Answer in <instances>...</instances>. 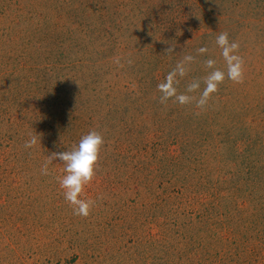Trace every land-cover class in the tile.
Segmentation results:
<instances>
[{
    "label": "rangeland",
    "instance_id": "rangeland-1",
    "mask_svg": "<svg viewBox=\"0 0 264 264\" xmlns=\"http://www.w3.org/2000/svg\"><path fill=\"white\" fill-rule=\"evenodd\" d=\"M107 1L109 0H0V140L8 141L0 144V205L7 206V211L0 209V221L4 220L0 222V264H162L157 258L161 257L160 251L164 249V245L178 242L180 248L189 237V233H183L182 228L171 229V233L167 231V228L161 225L166 221L165 202L145 199L142 189L136 188L135 184L130 185L128 190L116 189L112 195L113 189L106 191L107 185L104 184L103 177L113 167V157H109L113 161H108L106 167L97 165L92 181L82 191L81 198L95 202L89 215L74 216L57 181V177L63 175L62 162L55 160L48 165L49 174H41V161L44 158L39 161V157L44 147L39 142L45 144V140L37 138L40 131L37 128L38 123L42 118L46 120L48 130L46 125L43 127V124H40V127L49 133L46 139H59L65 135V129L62 128L64 124L69 125L75 135L84 130L98 131L100 125L88 126L86 119L89 114L97 113L106 118L101 124L103 127L100 133L108 132V135L103 136L107 140L101 145L99 152L111 156L116 145V134L111 132L109 120L111 121L112 113L109 114L106 103H112V99L117 97V92H133L130 96L133 100L138 99L137 102L135 101L127 114L118 117H124L137 124V131H142L141 135L144 134L146 138L147 155L151 153L150 146L155 140V135L166 133L170 127L179 126L176 133H180L182 129L186 130V134L192 135V132L187 131L196 125H185L184 115L187 111H192L195 105L192 103L181 106L172 100L165 104L159 103L156 85L163 81L183 54L196 57L191 65L192 69H196L195 65H201L206 58L215 59V67L222 65L223 60L219 51H216V35L220 32L230 33L233 28L232 20L237 15L243 20L258 4L262 5L264 0H243L238 10L228 9L226 13L223 7L228 5L229 0H218L214 4L200 7L199 4L197 6L198 0H165L163 3H160L161 0L154 3L151 0H134V7L128 8L123 5L127 0H113L123 6L120 9L111 1ZM112 6L114 8L111 11ZM107 9L109 12L105 11ZM117 13L120 17L114 21ZM107 14L109 22L105 23L106 26L111 27L110 21L113 20L116 25L125 26L126 33L135 29L138 33L147 30L149 39L146 45L152 52L156 48H159L160 52L154 53L152 56L155 61L153 59L152 65H147L146 53L140 56L141 54L136 55L135 51H131V54L125 52L123 42L126 38L119 39L117 56L113 53L109 58H105V67L100 70L104 74L100 78L104 82L102 86L89 84L84 87L79 72L67 59L86 50L84 46L89 44L90 30H101L99 18ZM59 25L61 27H58ZM87 26L90 28H86ZM212 27L213 30L217 27L213 34ZM206 31L209 32L207 41L210 40L211 43L205 47L209 51L204 56H199L195 49L204 45L201 35ZM240 33L248 45L243 52V82H223L224 85L220 86L225 89L219 92L218 89L217 94L211 95L205 108H197L195 114L207 111L206 107H209L210 102L228 99L229 93L234 90L241 91L244 89V83L254 81V78L255 84L249 82L245 89L251 90V93L256 91L254 95L257 98L264 97V86L260 82L261 69L257 67L256 59L257 55H260L261 44L253 45L255 41L250 27L240 29ZM101 35L105 34L102 32ZM105 36L108 40V35ZM240 39L235 38V41L239 43ZM104 40H101L103 44ZM132 46L134 43L131 48ZM96 47L95 43L90 44L87 46V53L92 52V57H95L94 52L101 51ZM169 48H172V52L167 51ZM139 58L146 63L145 66L139 64L132 70L131 60ZM175 59L176 62L173 61ZM159 60L160 64L157 63ZM87 70L88 67L83 66L79 71ZM201 74L206 75L200 70L193 78L190 77L191 79L181 78L177 91L184 92L185 82L194 78L202 79ZM64 79L68 83L67 86L64 85ZM78 86L81 89L78 92L79 99H69L72 95H66L65 91ZM257 86L260 88L255 89ZM198 93L199 90L193 95ZM105 95L109 97L106 99ZM97 96L103 100L101 104ZM126 106L118 110L123 113ZM100 108L103 110L98 111ZM172 110L177 112L171 114ZM38 114L40 118H37ZM76 116L84 118L80 124L75 125L72 119ZM95 116L96 114L93 115L94 121ZM163 125L166 127L162 128ZM217 129L213 127V132L217 133ZM34 130L37 133H34ZM55 131L59 132V135L56 138L50 137ZM46 132L43 133L41 129L43 136L47 135ZM82 135L84 134H80ZM32 136L36 137V144L25 148V142ZM262 136L264 137V133ZM62 138H66V135ZM66 144L69 147L65 150L74 145L69 142ZM174 148L176 147H170L172 150ZM218 150L222 152L221 148ZM30 155L33 157L29 158ZM161 156L162 153L158 151L156 159ZM263 157L264 152L260 155V158ZM220 164L224 162L221 161ZM207 165L215 169L218 164L208 158ZM226 165L231 168L232 161ZM127 166L130 168L131 164L127 163ZM129 168L125 171L133 173V169ZM118 169L124 171L122 167ZM146 174L144 172V175ZM151 185L157 186V181H152ZM165 187L166 185L162 184L157 192ZM164 196L160 195V198ZM133 209L140 215L130 214ZM117 210L121 212L118 213ZM4 212L7 213L6 217ZM120 215H126L129 220L136 221L135 226L125 230L127 226L121 227L122 221L118 219ZM19 217L20 220L16 221ZM24 217L33 221V224H25V228L29 230L17 233V230L23 229L22 223H26L23 221ZM188 219L186 215L177 221L185 223ZM152 222L160 223L161 227H155ZM123 233L125 237L119 238ZM137 237L145 240L160 239V242L156 241V250H149L147 244H137ZM130 240L131 242H127ZM141 250L144 252L138 254Z\"/></svg>",
    "mask_w": 264,
    "mask_h": 264
},
{
    "label": "trees",
    "instance_id": "trees-1",
    "mask_svg": "<svg viewBox=\"0 0 264 264\" xmlns=\"http://www.w3.org/2000/svg\"><path fill=\"white\" fill-rule=\"evenodd\" d=\"M109 1L116 8H123L121 4L115 3L113 0ZM109 1L107 3H110ZM151 1L154 3L156 0ZM163 1L165 0H161L160 3H163ZM216 1L218 0H198L196 2L197 6L199 4L200 7V5L208 6L214 4ZM242 1L229 0L228 3L226 2L228 5L223 7L225 13L228 9L238 10ZM262 3V5L258 4L253 12L250 11L249 15L243 17V20L237 15L232 20L233 28L230 33L228 32V35L230 40L241 38L238 54L243 59V52H245L248 45L247 41L242 39L240 29L244 27L251 28L255 41L253 45L261 44L260 55L258 54L256 59H258V65L260 64L257 67L261 69L262 74L260 82L264 86V1ZM123 5L127 8L134 7V0H127ZM114 6H112L111 11ZM105 11L109 12V9ZM119 17L120 15L117 13L114 16V21ZM108 19V14L107 16L102 15L99 18V26L102 29L96 30L93 28L90 30L88 36L89 44L84 46L86 50L79 54H73L67 59L69 64L79 72L83 79L82 84L85 85L84 87L89 84L98 87L102 86L104 82L100 78L104 74L100 70L105 67L104 63L107 62L105 58H109L113 53L117 56L118 50L116 47L120 43L118 42L119 39L126 38L123 42L125 52L131 54V51H135L136 55L141 54L140 56L146 53V58H148L147 65H152L153 59L155 61L152 55L160 52L159 48L152 52L146 45V41L149 39L147 30L144 33L142 31L138 33L135 29L133 32H127V34V28L116 25L113 20L112 22L110 21L111 27L106 26L105 23L109 22ZM155 21H157V16ZM235 25L236 29L234 30ZM58 27H61V25ZM86 28L90 27L87 26ZM211 29L213 34L216 32L217 27H214V30L213 27ZM102 32L108 35V40L105 39V35H101ZM207 32H203V35H201L202 42H205L203 46L211 43L210 40L207 41V37H209V32ZM102 39H105L104 44L101 41ZM93 43L96 44V48L101 49L99 52H94L95 57H92V52L87 53V46ZM133 43L134 46L131 48ZM216 51H219V49L216 48ZM173 61L176 62L177 59ZM131 62L130 68L132 70L135 69L136 65L145 66L146 64L140 58L131 60ZM157 63L160 64V60ZM83 66L88 67L86 72L79 71ZM195 67L197 68L192 69L191 67L185 77L191 79L200 70L206 73L203 63L195 65ZM217 68L223 70L224 62ZM135 71L137 72V70ZM202 77H204V74H201ZM255 80L254 78V81L244 83V89H241V91L234 90V92L229 93L228 99H223V101L216 103L210 102L209 107H206L207 111H204V113L195 114L198 110L196 107L192 111H187L184 115V124L196 125L193 129L187 131L192 132V135L186 134V130L182 129L180 133H176L175 131L179 129V126L170 127L166 133L160 132L162 133L161 135H155V140L152 145L150 144L152 147L150 146L151 153L149 155L145 151L146 138L144 134L141 135L142 131H137L139 129L137 124L129 122L124 117H118L119 115L127 114L135 101L137 102L138 99L135 98L133 100V97L130 96L133 92H117V97L112 99V103H106L109 108V114L112 113L111 121L109 120L111 132L116 134L114 153L111 156H105L99 152L97 161V165L106 167L108 161L114 160L112 169L110 168L105 177H103V182L107 185L105 186L106 191L113 189L112 195L116 189L128 190L130 185L135 184L136 188L142 189L145 199L165 202L166 221L162 222L161 225L166 227L167 231L171 233V229L178 230L182 228L183 233H189L187 241L181 244L180 248L178 247V242L164 245V249L160 251L161 257L157 258L162 264H264V157L260 158V155L264 152V137L262 136L264 133V97L257 98L254 95L256 91L251 93V90L245 89L249 82L250 84H255ZM63 82L67 86L68 83L65 79ZM75 82L77 83V78ZM188 82L190 81L185 82V86ZM230 82L225 79L224 84ZM202 88L203 83L201 82ZM258 88L260 86L255 89ZM218 89L219 92L224 90L225 87L220 86ZM80 91L81 89L78 86L65 92L66 95L67 93L72 95L69 99H79L80 93L78 92ZM105 96L106 99L109 97V95ZM96 98H98L100 104L103 102L99 96ZM213 104L215 105L213 106ZM124 105L127 106L122 113L118 109ZM101 109H98V111ZM175 112L177 111L172 110L171 114ZM95 114L94 121L93 115ZM37 118H40L39 114ZM83 118L84 116H76L72 120L74 124H80ZM86 119L88 126L89 124L90 126L93 124L100 125L98 128V132H100L103 127L101 124L106 118L100 117L97 113H91ZM45 122L44 118L40 119L39 125L36 124L40 131L37 133L34 130V133L38 134L37 138L41 140L44 138L45 140V144L42 141L39 142L44 147L39 157V161H41L42 157L44 158L41 161L42 163H44L49 154L65 151L66 147H69L66 144L67 142L76 144L81 138L80 134L88 132L84 130V132L75 135L72 131L73 129L69 128V125L64 124L62 128L65 129L63 134L66 135V138H62L65 136L63 135L62 139H46L45 137L49 136V133L43 128L46 125ZM40 124H43L42 128ZM45 127H47V130L49 129L47 125ZM165 127L166 125L162 126V128ZM213 127L218 128L217 133L213 132ZM41 129L47 135L43 136ZM100 134L104 136L105 134L108 135V132L105 131ZM180 134L182 139H180ZM58 135L59 132L55 131L50 134V137L56 138ZM106 140L104 139V141ZM4 142L8 141L0 140V144ZM171 146L176 148L172 150L170 149ZM218 148H221L222 152ZM158 151L162 153V156L157 160L156 154ZM175 151L179 153H175ZM31 157L33 155L29 156V158ZM109 157L114 159L112 160ZM208 158L217 162L218 165L215 169L207 165ZM221 161L224 164L221 165ZM229 161H232L231 168L226 167V163ZM127 163L131 164L130 168L133 169V173L125 171L129 168ZM121 167L124 171L118 169ZM144 172L147 174L144 175ZM152 181H157V186L151 185ZM162 184H165L166 187L158 193L157 189ZM160 195L165 196L160 198ZM136 196H138L137 191ZM0 209L1 211L5 209L7 211V206L0 205ZM119 211L117 210L118 213ZM129 213L134 214V216L140 215L134 209ZM3 215L6 217L7 213L4 212ZM186 215L189 217L187 222L180 223L177 221L178 218L182 216L185 218ZM193 215L195 216L191 219ZM118 219L122 221L121 227L127 226L125 230L133 228L132 226L136 224V221L129 220L126 215L123 217L120 215ZM18 220H20V217L16 221ZM23 221L26 223H22L21 228L23 229L17 230V233H24L29 230L25 228V224L28 223V226L33 224V221H30L27 217H24ZM0 222H4V220L1 219ZM152 224L154 223L152 222ZM161 225L160 223L154 224L155 227L159 228ZM188 228L190 229L188 230ZM122 235L119 238L125 237L124 233ZM163 236L165 237V235ZM137 239L138 245H144L145 243L149 250H156V241L160 242V239L153 240L150 238L145 240L141 237H137ZM127 242H131V240ZM143 252V250L138 251V254ZM156 254L157 252L153 257Z\"/></svg>",
    "mask_w": 264,
    "mask_h": 264
},
{
    "label": "clouds",
    "instance_id": "clouds-1",
    "mask_svg": "<svg viewBox=\"0 0 264 264\" xmlns=\"http://www.w3.org/2000/svg\"><path fill=\"white\" fill-rule=\"evenodd\" d=\"M215 46L219 49V55L224 62V69L215 67V59L206 58L203 60L206 75L202 79H192L186 84L184 92H178L179 80L186 76L196 59L192 54L181 55V58L165 75L163 81L156 85L159 92V103L165 104L172 100L174 103L184 106L194 102L196 108L203 110L211 95L217 92L219 85L225 79L236 84L243 82L244 62L238 54L239 43L230 40L227 32H220L215 37ZM167 51L172 52V48ZM208 51L209 49L205 46L195 49L199 56H204ZM201 82L203 83L202 90H200ZM197 90H199L198 95H193ZM36 142V137L32 136L25 142L24 147L31 148ZM103 143L104 138L100 132L90 130L82 135L78 143L72 145L68 150L49 154L41 166V174L48 175V165L53 163V160L62 162L63 175L57 177V181L63 198L71 207L74 216L87 217L95 203L91 199L81 198V194L84 187L92 181L95 175L99 150Z\"/></svg>",
    "mask_w": 264,
    "mask_h": 264
}]
</instances>
